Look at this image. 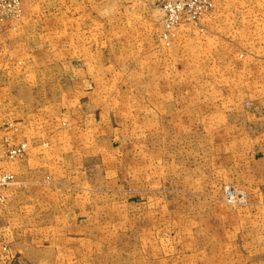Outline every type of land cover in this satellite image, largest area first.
Returning <instances> with one entry per match:
<instances>
[{
  "label": "rangeland",
  "instance_id": "374dc122",
  "mask_svg": "<svg viewBox=\"0 0 264 264\" xmlns=\"http://www.w3.org/2000/svg\"><path fill=\"white\" fill-rule=\"evenodd\" d=\"M145 26L160 29L152 43L167 51L192 44V31L197 35L201 80L184 84L178 146L173 141L164 151L185 167L193 160L195 167L216 168L211 194H145L150 182L161 186L158 173L151 181L143 164L128 163L127 146H115L95 130L107 115L113 123L139 127L137 139L144 138ZM96 41L103 68L98 79L89 72L94 80L83 100L64 78L62 63ZM132 44L136 49L127 50ZM207 76L210 83L202 80ZM23 144L22 155H9ZM133 154L142 158L144 149L130 148ZM0 172L13 176L0 186V230L8 239L30 243L47 232L37 225L59 219V208L69 203L120 205L119 212L101 213L103 229H87L91 243L79 245L88 250L86 259L57 264H168L170 254L209 251L212 235H224V217L237 222L255 214V207L264 221V0H0ZM226 187L243 191L244 200L229 203ZM129 201L142 206L125 210ZM145 201L171 203L173 210L147 213ZM229 229L239 232L238 226ZM262 232L264 237V224ZM112 235L120 238L114 250ZM191 237L198 244L187 242Z\"/></svg>",
  "mask_w": 264,
  "mask_h": 264
},
{
  "label": "crops",
  "instance_id": "0c3cea01",
  "mask_svg": "<svg viewBox=\"0 0 264 264\" xmlns=\"http://www.w3.org/2000/svg\"><path fill=\"white\" fill-rule=\"evenodd\" d=\"M150 18L148 20L149 25H151ZM141 32L144 36V83L147 85L144 91V125L142 128L144 138L142 141L137 139L136 132L141 130L139 127L121 126L111 122L107 115L99 117L100 121L96 122L95 130L111 137L115 146L121 148L127 146L129 154L130 148L144 149L142 158L137 157L136 154H128L126 159L128 163L133 165L143 164L151 181L155 179V175L158 173L157 178L161 186L159 188L153 187L150 182V186L144 191L145 194L159 193L165 197L169 195L200 196L211 194L214 180L216 181V168L195 167L193 160L191 161V167H185L177 156L169 157L167 152L164 151L167 147L173 146V141L175 142L174 146H178L177 137L182 130L179 128H181L182 116L184 115L182 110L178 108V103L181 95H183L184 84L192 86L200 83L201 80L199 70L200 53L197 45L194 44L197 35L194 31L189 34L194 41H192V44L189 42L190 46L188 44H175L173 49L167 51L159 44L152 43L153 37L160 35V29L145 26ZM95 36L98 37V33H95ZM117 46L120 50V44ZM135 47L136 45L132 44L126 49L133 50V48L136 49ZM79 50H81L79 56L66 59L62 63V69L64 78L75 85L79 98L85 100L89 98L88 93L85 91L88 82L91 81L89 78L92 81L94 76L98 79L97 70L103 68V60L100 54L102 50H99L97 41L93 44H83ZM93 71L95 75L92 78L90 73ZM212 79L213 77L207 76V80H202L210 83ZM194 87L193 90L191 89V95L194 93ZM188 94L187 92L186 95ZM187 112H194V109H187ZM169 142L171 143L169 144ZM157 148L160 149V156L153 155ZM115 159L118 161L119 157H115ZM153 164H159V167L153 168ZM153 174L154 178L152 177ZM48 192L49 195L51 192ZM94 193L97 195L98 191ZM40 194L44 195L45 193ZM68 196L72 195L69 194ZM80 196L85 199V194ZM116 196L119 197L118 194ZM69 204L63 209L59 208V212L62 213L59 219L49 220L41 225L39 223L37 226L40 229L47 230V232L42 235L37 233L32 237L30 243L18 239L17 236L8 239L9 236L0 230V264H57L58 261H65V259H67V262L73 258L77 260L86 259L89 256L88 250L85 251V247L89 242L87 229L96 231L103 229L107 224L105 225L101 213L106 210L119 212L120 205L114 204L113 208L108 207L105 209L104 204L96 202L95 199ZM141 206L140 203H130L129 201L125 203L124 209L132 208L133 211ZM143 206L147 213H152L157 209L163 213L173 210L171 203L154 205L145 201ZM253 210H255V214L237 219V222L231 221V216H228L230 219L224 217V220H221L224 226V235H218L217 231L212 235L210 243L214 246L209 248V251L200 252L198 247L184 253L176 250V252L181 253L166 256V262L168 264L170 261L171 264H264V237L262 236L264 221L262 215L257 214L259 210L255 207L251 209V212ZM98 213H100L99 216ZM111 220V226L113 227L116 225L114 222H120L119 218ZM166 221L165 223L168 226V219ZM163 222L160 219V225ZM185 222H191L192 226L198 224V221L194 219H188ZM175 223L178 226L177 222ZM230 225L238 226L239 232L231 231L229 229ZM164 227L162 225L160 229ZM113 236L111 244L114 250L119 246L120 238L117 237L114 240L115 237ZM106 241H108V238H106ZM187 242L198 244L195 237H191ZM187 242L182 241V239L176 240V243L179 244ZM102 244L104 245V242ZM79 245L85 246L84 251L81 250ZM173 259L174 263L172 262Z\"/></svg>",
  "mask_w": 264,
  "mask_h": 264
},
{
  "label": "built area",
  "instance_id": "2783aa9c",
  "mask_svg": "<svg viewBox=\"0 0 264 264\" xmlns=\"http://www.w3.org/2000/svg\"><path fill=\"white\" fill-rule=\"evenodd\" d=\"M26 151V145L17 146L15 149L9 151V155H22ZM13 179V176L0 172V186L8 185ZM225 195L229 203H240L246 196L243 191H238L232 187H226Z\"/></svg>",
  "mask_w": 264,
  "mask_h": 264
}]
</instances>
